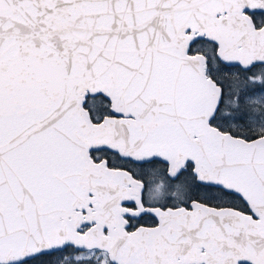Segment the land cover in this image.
<instances>
[{
  "label": "snow or ice",
  "instance_id": "obj_1",
  "mask_svg": "<svg viewBox=\"0 0 264 264\" xmlns=\"http://www.w3.org/2000/svg\"><path fill=\"white\" fill-rule=\"evenodd\" d=\"M0 264H264V0H0Z\"/></svg>",
  "mask_w": 264,
  "mask_h": 264
}]
</instances>
